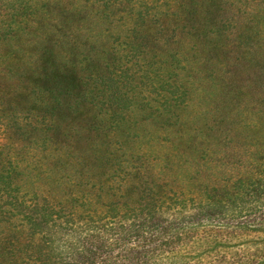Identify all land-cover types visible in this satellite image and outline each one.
I'll return each instance as SVG.
<instances>
[{"label":"rangeland","instance_id":"1","mask_svg":"<svg viewBox=\"0 0 264 264\" xmlns=\"http://www.w3.org/2000/svg\"><path fill=\"white\" fill-rule=\"evenodd\" d=\"M49 61L92 100L43 120ZM93 216L172 237L162 264H264V3L0 0V264H84Z\"/></svg>","mask_w":264,"mask_h":264},{"label":"trees","instance_id":"2","mask_svg":"<svg viewBox=\"0 0 264 264\" xmlns=\"http://www.w3.org/2000/svg\"><path fill=\"white\" fill-rule=\"evenodd\" d=\"M258 1L264 3V0ZM46 55L49 56L50 54L46 53ZM49 62L50 64L44 65L47 67H43V71L47 73L46 77L50 80L51 87L44 89L40 94V100L31 103V110L36 113L35 116L40 115L43 120H54L56 117H60V115H64L71 110H81L85 103H89L92 100L89 98L87 90L81 86L83 85L84 87L85 81L81 79L79 82L80 86L75 83L73 75L76 76V73H73V70H75L73 66L68 65V69L63 70L64 72H61V74L63 73L62 77L59 78L55 76L53 61ZM41 66L42 64L39 61L36 68L38 69ZM92 94V98H96V95ZM155 206L152 205V207L156 208ZM139 225L137 224L135 228H138ZM133 228L134 226L126 225L123 222L96 216L88 217L82 221L79 227L71 231L70 240L66 242V247L72 254H75L78 250L77 253L82 256L84 264H95L96 254L100 247L94 245L89 249L84 247L92 237L91 234L95 232L107 235L109 240H111L110 244L113 245L112 250H117L115 255H110V257L100 260V262L107 260L109 264H162L161 261L168 260L178 253L174 249L175 242L172 237L164 238L160 244L155 239H148V242L141 240ZM156 228L159 227L157 226ZM77 245H79L78 248ZM7 249L8 246H6L2 233H0V256L7 254ZM109 254H112L111 251H109ZM50 258V255L43 257L38 264H43Z\"/></svg>","mask_w":264,"mask_h":264}]
</instances>
